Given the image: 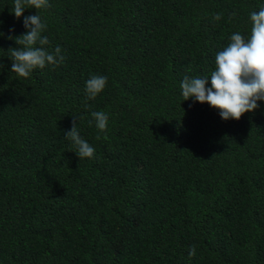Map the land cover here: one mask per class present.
<instances>
[{"label": "trees", "instance_id": "obj_1", "mask_svg": "<svg viewBox=\"0 0 264 264\" xmlns=\"http://www.w3.org/2000/svg\"><path fill=\"white\" fill-rule=\"evenodd\" d=\"M48 2L16 18L0 0V264H264V101L224 120L180 87L211 86L264 0ZM36 12L65 59L22 78L9 36ZM74 119L92 159L66 137Z\"/></svg>", "mask_w": 264, "mask_h": 264}, {"label": "clouds", "instance_id": "obj_2", "mask_svg": "<svg viewBox=\"0 0 264 264\" xmlns=\"http://www.w3.org/2000/svg\"><path fill=\"white\" fill-rule=\"evenodd\" d=\"M48 0H14L12 12L16 18H20L24 10L43 9L49 7ZM215 20L221 17L217 14ZM252 21L251 35L245 38L240 33L230 36V43L216 54L215 70L211 73V86L208 87V77L189 78L187 76L181 82L183 100L193 98L194 101L207 103L217 109L224 120H240L247 113L260 107L258 101H264V7L250 15ZM2 24V21H0ZM23 25L27 31L18 36H9L15 39L18 47L10 48L12 60L11 71L18 77L28 78L33 70L43 69L46 65L58 66L64 62L60 47H56L50 53L45 48L49 44L47 36H42L46 24L37 14L24 16ZM0 35H3L0 32ZM3 65L0 64V69ZM107 77L94 75L86 81L85 91L89 99H95L106 87ZM95 121V127L100 132H106L108 115L96 111L91 113ZM76 120L66 133L76 146V154L80 159H92L95 149L86 140L81 138L76 128ZM92 120L89 121L91 125ZM97 139H100L97 136ZM196 253L195 247L189 251L192 257Z\"/></svg>", "mask_w": 264, "mask_h": 264}]
</instances>
